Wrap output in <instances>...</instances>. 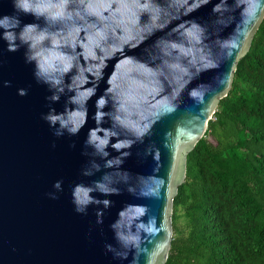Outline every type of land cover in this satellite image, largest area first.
<instances>
[{"label":"water","instance_id":"1","mask_svg":"<svg viewBox=\"0 0 264 264\" xmlns=\"http://www.w3.org/2000/svg\"><path fill=\"white\" fill-rule=\"evenodd\" d=\"M264 0H0V264H165L173 199Z\"/></svg>","mask_w":264,"mask_h":264},{"label":"trees","instance_id":"2","mask_svg":"<svg viewBox=\"0 0 264 264\" xmlns=\"http://www.w3.org/2000/svg\"><path fill=\"white\" fill-rule=\"evenodd\" d=\"M172 208L165 264H264V17L187 154Z\"/></svg>","mask_w":264,"mask_h":264},{"label":"rangeland","instance_id":"3","mask_svg":"<svg viewBox=\"0 0 264 264\" xmlns=\"http://www.w3.org/2000/svg\"><path fill=\"white\" fill-rule=\"evenodd\" d=\"M181 224V220H178V225Z\"/></svg>","mask_w":264,"mask_h":264}]
</instances>
